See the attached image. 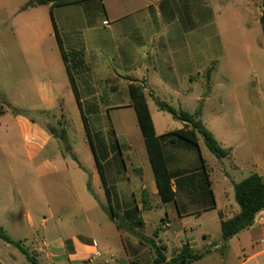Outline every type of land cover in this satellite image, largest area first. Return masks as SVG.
I'll return each mask as SVG.
<instances>
[{"label":"crops","instance_id":"obj_1","mask_svg":"<svg viewBox=\"0 0 264 264\" xmlns=\"http://www.w3.org/2000/svg\"><path fill=\"white\" fill-rule=\"evenodd\" d=\"M28 2L17 7L10 18L13 37L25 48V54H8L10 106L45 115L58 109L64 113V107H70L76 116L85 117L84 109H77L85 105L96 122L108 117L113 124H119L116 129L112 126L117 147L107 148L102 163L105 176L102 186L97 166L70 161L55 133L26 116H16L12 110L4 109L0 114L8 122L12 121L14 128L1 133L0 127V139L5 140L3 148L8 158V163L3 168L0 166V171L5 172L3 176L0 172V180L8 182L5 180L7 171L14 178L20 176L18 195L29 211L38 209V201L55 192L63 228L71 220L86 218L78 229L87 237L102 232L99 222L90 224L89 215L93 213L98 220L100 206L96 199L105 195L131 237L124 243L118 220L114 219L128 264H154L152 249L138 237L142 231L164 248L167 262L189 247L196 253L207 252L202 259L190 264L206 261L264 264V211L257 215L250 228L227 243L223 241L222 222L240 213L234 185L241 181L230 176L223 162L222 176L217 180L212 178L200 136L198 149L184 141L163 144L175 200L162 201L129 92L133 83L144 87L158 136L183 129L187 124L177 119L176 124H167L159 108L160 113L154 115L150 99L157 107L159 99L184 111L186 103L193 99V88L188 85L203 77L201 61L210 49L212 54H227L229 48L244 47L247 51L253 48L254 54H264L257 44L249 47V41H258L260 37L264 45L260 20L264 11L262 1L84 0L66 6L50 4L24 9ZM106 21L109 26L104 25ZM210 41L215 42V46ZM17 60L25 66L26 72L21 75L15 70ZM257 68L259 72L264 71L260 63ZM214 70L208 69V80ZM257 83L260 84V80ZM120 91L129 94L127 103L113 101ZM246 104L249 110L257 111L254 103L247 101ZM112 108L133 109L135 116L117 114L114 120L110 115ZM203 125L224 149L230 150L226 158H231L237 174H243L245 164L235 159L232 138L229 135L218 138L215 131ZM17 128L29 163L17 162V155L22 151L12 143ZM250 154V175L257 173L264 178V147L252 140ZM143 159L149 162L148 170ZM87 172L91 177V191ZM130 172L134 173L132 178ZM16 193L5 190L6 201H14ZM69 200L73 201L71 206L66 205ZM159 209L164 210L165 216L156 230L153 213ZM46 210L55 213L53 208ZM0 226L3 227V223ZM160 231L164 232V238ZM54 246L67 253L69 261L78 262L97 259L94 256L100 252L101 243L93 239L86 246L68 237ZM68 248L73 253L69 256ZM51 257L56 260L50 264L65 260V255L54 253L49 254L46 261ZM0 262L6 264L3 260Z\"/></svg>","mask_w":264,"mask_h":264},{"label":"rangeland","instance_id":"obj_2","mask_svg":"<svg viewBox=\"0 0 264 264\" xmlns=\"http://www.w3.org/2000/svg\"><path fill=\"white\" fill-rule=\"evenodd\" d=\"M28 1L31 2L32 0H0L1 111L4 109L12 110L9 104L12 98L9 88L8 54H15L16 56L25 54L23 43H21L19 39L13 37L10 18L17 7ZM211 30L212 28H209V31ZM230 38L234 37L231 36ZM210 43L214 44V46L216 44L211 41ZM240 44L243 45V42H240ZM254 44H257V46L259 45V48L262 47L264 52V45L262 44L261 37L258 41H249L250 48H252ZM253 51V48L247 51L244 47H239L238 49L229 48L227 54H212L210 49L208 56L201 61L204 67L202 72L203 77H200L199 81L194 82L192 86L188 85V87L193 88L191 91L193 99L186 103L184 111L192 115H197V118L203 124L215 131L218 138L229 135L236 148L235 159L245 164V172L239 175L234 170L231 158H217L203 143L202 153L212 171V178L214 180L222 176L221 162H223L231 177H237L238 181L244 180L250 175V147L252 140H255L258 146L264 147V71L259 72L257 68L259 63L264 67V54H254ZM208 69H215L210 80H208ZM15 70L19 75L26 72L25 66L20 60H17ZM257 80H260V84L257 83ZM127 100H129V94L125 91H120L113 101H115V103L124 104L127 103ZM247 101L256 105V112L252 109L249 110L246 104ZM150 103L154 109V115L160 113L158 107L151 99ZM175 107L180 109L179 106ZM64 109V113L58 109L51 115L27 111L26 117L38 122L50 132L55 133L59 139L62 150L66 156H69L70 161L83 166L91 165L94 167L97 166L96 154L103 163L107 148H109V146L113 148L117 147V141L112 131V126L115 125L114 128L116 129V127H119V124H113L108 117H105L103 122H96L89 107L85 105L84 108L77 107L78 110L84 109L85 111L84 115L90 131L89 136L83 117L76 116L74 110L70 107H64ZM131 110L132 111L128 109L121 110L112 108L110 110V115L113 116L114 120L117 114H120V116H129L131 113L135 116L133 109ZM160 114L169 125L178 122L169 113L164 112ZM0 127L1 133H4V131H7L9 128H11V130L14 128L12 121L8 122V119L4 118L2 114H0ZM16 130V135H14L12 143L15 147L22 150L21 153L17 155V162L29 163V159L23 151L24 141L20 136L19 129L17 128ZM4 142V139H0V166H2V168L8 163V158L3 148ZM70 147L73 148L72 152L69 151ZM135 147H137V144H135ZM143 161L145 160L143 159ZM143 165L146 166L147 170L150 168L148 161H145ZM0 172L2 176L5 173L3 171ZM6 174L7 177L5 180L8 182H5L4 179L0 180V208L2 213L0 223H3V227L12 239L22 241L23 249L7 244L0 239V260L5 261L6 264H33L23 251L26 250L37 264H50L56 260V258L51 257L49 261H46L47 256L54 253L65 255V260H62L60 264H128L125 260L123 242L118 235L117 225L108 213L111 203L105 195H102L99 200L96 199L100 206L98 220L93 213L89 215L90 224L99 222L102 232L99 235L82 236L81 234L83 232L78 229V226L86 222V218L71 220L67 225L68 227L66 226L64 229L62 220L59 218L57 208L60 204L57 203L55 192L54 194H48L43 200H39L38 209L34 208L33 211H29L23 203L22 198L18 195V189L22 182L20 176L14 178L10 176L8 171ZM133 174V172H130V178L133 177ZM87 176L88 184L91 185L92 182L89 172H87ZM58 178L59 175H56V179ZM8 189L17 192L15 200L12 202L6 201L5 190ZM216 190L219 192L217 185ZM233 201L235 202V199H233ZM72 204L73 201L69 200L66 205L71 206ZM47 207L53 208L55 213L46 210ZM153 215L155 219L154 228L157 230L158 224L161 222V218L165 216V213L164 210L159 209L155 211ZM117 220L122 231L123 241L127 243L131 237L127 229L123 226V221L119 215L117 216ZM140 235L143 237H150L149 234H144V231H142ZM160 235L163 238L165 236L163 231H160ZM68 237L86 246H89L92 240L96 239L101 243L100 252L103 257L92 260L90 258L78 262L69 261L67 259V253L64 254V252L56 249L54 246L59 240H66ZM213 238L216 239L215 235ZM70 243L71 242H68L67 244ZM71 254H73L72 250L68 248V256ZM204 264L212 263L211 261H206Z\"/></svg>","mask_w":264,"mask_h":264},{"label":"trees","instance_id":"obj_3","mask_svg":"<svg viewBox=\"0 0 264 264\" xmlns=\"http://www.w3.org/2000/svg\"><path fill=\"white\" fill-rule=\"evenodd\" d=\"M82 1L84 0H32L24 7V9L38 5L50 4L52 6H66L80 3ZM257 1H262V6L264 7V0ZM260 20L264 31V11ZM58 41L62 47L59 37ZM63 54L65 57L64 51ZM129 92L132 101V107L136 112L138 123L147 147L150 163L154 171L158 194L164 203L175 200V192L172 189V175L169 172L163 151V144L165 142L174 144L178 141H184L198 149V136H200L204 140V143L209 151L217 158L223 159L230 155V150L224 149L219 144L215 136L207 128H205L200 120L197 119V115H192L182 110L178 111L168 103L159 99L156 100V103L161 111L169 113L175 119L183 121L187 125L183 129L170 132L163 136H158L154 127L144 87L140 84L133 83L130 85ZM0 112L2 111L0 110ZM12 112L17 116H26L27 114V111L15 108H12ZM83 119L90 136L88 124L84 116ZM95 158L102 181L105 185V176L102 162L96 154ZM234 188L235 199L240 207V213L234 218L222 222V237L225 243L239 235L242 231L250 228L254 224L257 215L264 211L263 177L257 173H253L245 180L236 183ZM89 189L90 191L92 190L91 185H89ZM108 213L113 219H117V214L112 207H110ZM138 237L144 245L152 249L155 255L154 264H190L202 259L207 253H196L191 248L186 247L182 250L180 255L172 259L170 262H167V257L164 254V248L159 246L154 238L143 237L142 235H139ZM0 239L5 241L7 244L23 249L22 242L14 241L2 226H0ZM23 251L33 264H37V262L29 255L26 250ZM0 264L2 263L0 262Z\"/></svg>","mask_w":264,"mask_h":264},{"label":"built area","instance_id":"obj_4","mask_svg":"<svg viewBox=\"0 0 264 264\" xmlns=\"http://www.w3.org/2000/svg\"><path fill=\"white\" fill-rule=\"evenodd\" d=\"M104 25H106V26H109V22H104ZM102 255H101V253L100 252H97L96 254H95V256H94V258H98V257H101Z\"/></svg>","mask_w":264,"mask_h":264}]
</instances>
